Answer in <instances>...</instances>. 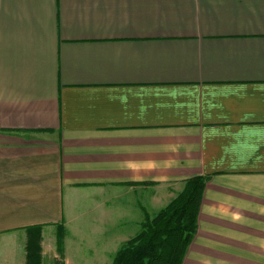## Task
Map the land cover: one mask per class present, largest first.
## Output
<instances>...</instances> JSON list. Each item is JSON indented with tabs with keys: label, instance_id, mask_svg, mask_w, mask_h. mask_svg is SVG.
<instances>
[{
	"label": "crops",
	"instance_id": "crops-1",
	"mask_svg": "<svg viewBox=\"0 0 264 264\" xmlns=\"http://www.w3.org/2000/svg\"><path fill=\"white\" fill-rule=\"evenodd\" d=\"M197 177L182 264H264V0H0V264H111Z\"/></svg>",
	"mask_w": 264,
	"mask_h": 264
},
{
	"label": "trees",
	"instance_id": "trees-1",
	"mask_svg": "<svg viewBox=\"0 0 264 264\" xmlns=\"http://www.w3.org/2000/svg\"><path fill=\"white\" fill-rule=\"evenodd\" d=\"M204 188V178L186 180L163 209L144 218L140 230L120 247L111 264H182L197 231ZM62 239L61 230L58 244Z\"/></svg>",
	"mask_w": 264,
	"mask_h": 264
},
{
	"label": "rangeland",
	"instance_id": "rangeland-1",
	"mask_svg": "<svg viewBox=\"0 0 264 264\" xmlns=\"http://www.w3.org/2000/svg\"><path fill=\"white\" fill-rule=\"evenodd\" d=\"M88 240L89 238H87V243L86 242H81L78 238V236L74 237V242L72 241V239H70L69 241L71 242L72 245H70V254L71 256H73L75 258V262L82 260L81 262H83L84 264H101L100 262L97 261V259H99L98 257L100 255H97L95 253V251L90 250V246L88 245ZM63 241V239H62ZM61 241V243H62ZM58 243V242H57ZM61 244H58V247ZM95 260V261H94Z\"/></svg>",
	"mask_w": 264,
	"mask_h": 264
}]
</instances>
